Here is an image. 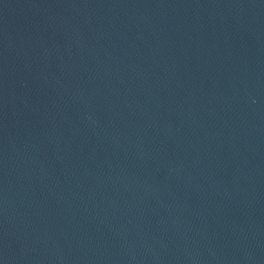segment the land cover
<instances>
[{
	"label": "water",
	"instance_id": "95a60500",
	"mask_svg": "<svg viewBox=\"0 0 264 264\" xmlns=\"http://www.w3.org/2000/svg\"><path fill=\"white\" fill-rule=\"evenodd\" d=\"M0 264H264V0H0Z\"/></svg>",
	"mask_w": 264,
	"mask_h": 264
}]
</instances>
